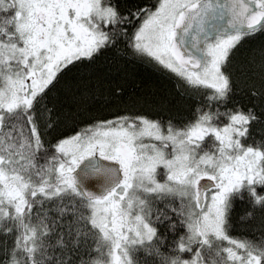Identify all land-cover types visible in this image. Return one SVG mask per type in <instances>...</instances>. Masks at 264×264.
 I'll list each match as a JSON object with an SVG mask.
<instances>
[{
    "label": "snow or ice",
    "instance_id": "6c2138e0",
    "mask_svg": "<svg viewBox=\"0 0 264 264\" xmlns=\"http://www.w3.org/2000/svg\"><path fill=\"white\" fill-rule=\"evenodd\" d=\"M0 264H264V0H0Z\"/></svg>",
    "mask_w": 264,
    "mask_h": 264
},
{
    "label": "trees",
    "instance_id": "16d2710c",
    "mask_svg": "<svg viewBox=\"0 0 264 264\" xmlns=\"http://www.w3.org/2000/svg\"><path fill=\"white\" fill-rule=\"evenodd\" d=\"M259 39L260 37H256L257 41ZM126 68V73H114L112 76L113 83L124 85L125 97L129 93L136 92L142 84L166 88L173 83L171 76L166 71H160L146 63L132 61L127 64Z\"/></svg>",
    "mask_w": 264,
    "mask_h": 264
}]
</instances>
